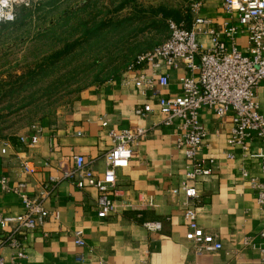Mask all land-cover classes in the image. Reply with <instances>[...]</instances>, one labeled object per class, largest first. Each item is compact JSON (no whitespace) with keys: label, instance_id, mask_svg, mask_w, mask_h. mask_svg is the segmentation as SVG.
<instances>
[{"label":"crops","instance_id":"obj_1","mask_svg":"<svg viewBox=\"0 0 264 264\" xmlns=\"http://www.w3.org/2000/svg\"><path fill=\"white\" fill-rule=\"evenodd\" d=\"M175 3L135 0L137 7L153 9H179L181 5ZM201 15L210 18L216 27L223 22L235 23V17L222 9L221 0H205ZM152 20L157 22L159 15ZM140 26L136 22L134 29ZM133 35L132 41L138 42L134 53L141 54L162 43L167 31L160 35L155 30L136 31ZM237 40L244 49V35L237 36ZM127 68L117 78L83 89L68 105L58 107L50 115L21 125L0 126V177L6 178L8 187L23 185L20 192L35 197L46 186L53 185L44 199L49 213L45 224L21 238L27 255L22 264H227L235 258L259 264V250L243 249L242 243L250 238L256 247L262 244L258 233L264 227V210L256 205L257 192L250 185L251 178L264 184L262 160L227 144L231 113L224 119H218L206 108L199 113L207 132L201 156L212 159L214 168L212 175L194 182L197 197L189 202L195 207L198 224L204 231L218 235L222 250L195 257L185 240L187 222L183 211L187 200L181 191L171 193L179 189L186 166L183 151L176 146L177 123L163 126L158 113L144 119L134 115V108L145 103L157 108V98L150 91L142 94L131 80L139 74L151 75L153 70L145 66L128 72ZM160 71L169 79L162 94L179 95L186 72L164 68ZM255 92L264 116V82L258 84ZM32 125L40 129L37 143H20L19 137L28 140ZM127 127H145L149 134L134 149L128 167L116 173V213L101 219L96 215L98 192L91 187L77 189L70 180L62 178V173L71 168L72 156L82 155L101 174L105 167L102 155L110 144L108 132ZM259 148L257 140L251 141L248 154H257ZM25 163L33 169L31 174L22 170ZM140 196L152 197L155 206L142 208ZM23 212L19 195L4 191L0 185V216ZM145 221L160 222L161 230L147 231L142 226ZM75 230L82 231L84 247L73 244ZM4 236L0 232V242ZM0 255L8 264L9 249L1 248Z\"/></svg>","mask_w":264,"mask_h":264},{"label":"built area","instance_id":"obj_2","mask_svg":"<svg viewBox=\"0 0 264 264\" xmlns=\"http://www.w3.org/2000/svg\"><path fill=\"white\" fill-rule=\"evenodd\" d=\"M34 1L0 0V25L14 22L16 9L29 6ZM204 1L185 0L190 15L189 23L184 19L179 22L168 19L167 38L151 50L136 56L127 68L128 72L145 66L153 70L151 75L139 74L131 80L142 94L150 91L157 98V108L153 109L145 103L134 108V115L144 119L158 113L162 116L163 126L177 123L179 133L176 146L183 151L186 166L179 189L171 193L181 191L187 200L183 211V218L187 222L185 240L195 257L222 250L218 235L204 231L198 224L195 207L189 202L197 197L194 182L212 175L214 168L212 159L201 156L207 132L200 122V111L206 108L218 119H224L231 113L227 144L239 147L244 155L261 159L264 172V116L259 111L255 92L258 84L264 82V0H221L222 9L235 17V23L223 22L219 27L214 26L210 18L201 15ZM9 16L12 19H8ZM240 34L245 37L244 49L238 45L237 36ZM162 68L183 69L186 72L180 82L179 95L162 94L169 85L168 75L160 71ZM30 129L28 140L19 137L20 143H37L40 129L36 125ZM148 134L149 130L145 127L110 130L107 134L110 144L102 155L105 167L101 174L94 170L92 161L86 160L84 156H72V166L62 173V178L70 180L77 189L91 187L98 192V218L105 219L116 213V173L128 167L134 149ZM253 140L260 143V148L257 154L250 155L249 144ZM227 157L232 158L231 155ZM22 170L28 174L33 172L26 163L22 165ZM242 175L246 177L247 173L243 172ZM0 185L4 191L19 195L24 207L21 214L0 216V232L5 234L0 249H9L8 264H22L27 255L21 238L45 224L49 213L44 207V199L53 185L46 186L44 192L35 197L21 193L23 185L9 188L5 177H0ZM250 185L257 192L256 205L264 210V184L251 178ZM139 202L142 208L155 206L152 197L140 196ZM53 216L57 217V213H53ZM142 226L150 232H158L162 227L158 221H145ZM258 238L262 241L258 247L252 239L245 238L242 248L258 249L261 254L259 264H264V227L258 233ZM72 239L76 247L85 246L81 230L73 231ZM0 264H7L1 255ZM227 264L248 263L235 258Z\"/></svg>","mask_w":264,"mask_h":264},{"label":"rangeland","instance_id":"obj_3","mask_svg":"<svg viewBox=\"0 0 264 264\" xmlns=\"http://www.w3.org/2000/svg\"><path fill=\"white\" fill-rule=\"evenodd\" d=\"M137 1L148 3L150 0ZM164 1L171 5L176 1L175 5H181L179 10H182V13L187 9L185 0ZM82 2L35 0L29 6L23 7L21 21L0 26V85L3 81L15 80L16 77L35 71L38 65L44 63L43 57L62 50L64 44L76 40V37L69 39L67 29L69 24H74L75 21L64 25L65 27H59L61 24L58 25V20ZM52 26L54 29H50ZM43 33L45 37L42 36ZM110 36L94 38L90 43H77L70 57L56 61L57 67L53 72L29 90L14 96L10 100L9 111L14 113L9 123L21 125L27 120L30 121V118L35 119L60 106H66L78 96V90L92 85L95 77L105 79L113 67L119 66L125 60L119 49L122 46L113 42L117 38L116 34ZM5 105L6 102H0V109ZM6 112L4 109V113Z\"/></svg>","mask_w":264,"mask_h":264},{"label":"trees","instance_id":"obj_4","mask_svg":"<svg viewBox=\"0 0 264 264\" xmlns=\"http://www.w3.org/2000/svg\"><path fill=\"white\" fill-rule=\"evenodd\" d=\"M82 1L83 2L77 8L71 12L64 13L63 17L58 20V25L61 24L59 27H65L64 25L75 21L74 24H69L67 29L69 30V39L76 37V40L72 42L67 41L69 43L64 44L62 50L55 51L51 55L43 57L42 61L44 63L38 65L35 71H30L28 74L16 77L15 80H10L8 82L3 81L2 85H0V102H6V105L3 108L7 110V112L4 113V109H0V126L8 127L14 124L9 123V119L14 113L9 111L11 108L10 100H12L14 96L19 95L21 92L29 90L43 77L48 76L51 72H53L57 67L55 65L56 61L60 60V58L65 60L70 57L76 49L77 43H90L94 38H109L110 35L112 36L113 34H116L117 38L113 42L118 46H122L119 49H121L125 60L120 63L119 66L113 67L105 79H98L95 77L92 81V85L102 84L106 81L119 77L136 58V56L139 55L134 53V50L138 48V42L132 41L134 38L133 34H135L136 31L143 32L155 30L158 34H162L167 31L166 22L168 19L176 22H179L182 19L186 21L190 19V15L187 10H185V13H182L179 9L168 10L163 6L155 9L150 7H137L135 0ZM113 3L117 4L115 5ZM23 7L25 6H20L16 9L15 20L14 22L9 23L10 25L21 21V10ZM128 9L131 10L130 13L127 11ZM122 12L124 14H122ZM158 15L159 20L154 22L152 18L154 16L157 17ZM136 22L141 24L138 30L134 29V24ZM50 29H54V26ZM42 36L45 37L44 33ZM82 90L83 89L78 90V94ZM52 112L53 111H50L48 113H44L43 115H50ZM33 119L34 118H30V121Z\"/></svg>","mask_w":264,"mask_h":264},{"label":"clouds","instance_id":"obj_5","mask_svg":"<svg viewBox=\"0 0 264 264\" xmlns=\"http://www.w3.org/2000/svg\"><path fill=\"white\" fill-rule=\"evenodd\" d=\"M8 19H12V17H11V16H9V17H8Z\"/></svg>","mask_w":264,"mask_h":264}]
</instances>
